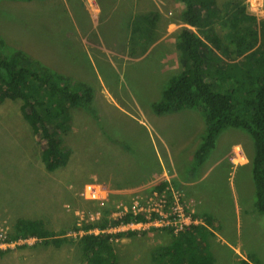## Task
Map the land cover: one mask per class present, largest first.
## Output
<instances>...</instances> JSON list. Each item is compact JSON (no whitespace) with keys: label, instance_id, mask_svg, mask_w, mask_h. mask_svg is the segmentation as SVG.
<instances>
[{"label":"clouds","instance_id":"clouds-1","mask_svg":"<svg viewBox=\"0 0 264 264\" xmlns=\"http://www.w3.org/2000/svg\"><path fill=\"white\" fill-rule=\"evenodd\" d=\"M32 1L35 2L32 10L29 6L27 9L19 11L16 6L19 3ZM143 2H145L141 7L143 12L134 15L128 30V56L137 60L117 62V68L110 69L109 75L105 73L103 81L107 93L98 95L105 97L110 95L113 100L97 103L95 101L96 87L70 80L58 72L57 67L45 63L40 58L45 46L55 44L57 47V39L48 41L42 36V31L48 23L52 22L57 26V0L0 1V39L5 41L9 48L15 49L5 60L15 62L18 67L29 69H34L36 65L41 64L56 75L61 87L81 90L87 95L83 106L71 107L67 117L56 120L57 126L60 127L54 128L55 139L62 152V157L56 167L48 169L43 158V152L47 147L46 139L40 135V130L35 132V128L24 116L21 99L3 97L4 84L0 80V105L5 102L11 103L16 110L19 109L17 113L27 125L25 155L16 157L15 154L23 148L19 143V139L24 136L22 129H14V118L8 116L0 118L1 157L3 159L5 155H8L3 159V162H0V165L5 166V170L1 174L8 173L9 166H16L19 176L16 178L17 180L12 179L14 182L23 183L21 187L14 188L13 194L8 192L6 201L0 208V263L3 262V255L7 252L17 256L21 249L33 248L42 244L41 238L36 236L13 238L16 221L29 218L42 220L48 229L58 234V238H67V242H62L60 245L65 248H69V244H74L71 247L76 246L81 249L79 239L84 235L105 236L112 246L115 256L116 250L130 244L128 243L130 240L135 239L132 241L133 243L135 241L142 242L139 240L142 238L158 235L170 236L171 239L167 240L165 244L146 247L149 250L148 262L150 264H170L164 260L163 248L168 246L175 236L185 231H191L194 234L203 231V228L215 235L212 226H216V221L213 220L211 214L217 203V197L215 190L203 183L218 164L225 165V172L228 176L235 168L250 165L254 181L252 166L256 156L253 159V142L249 135L240 129L228 128L224 130L232 131L236 137H239V141L229 144L232 146V152L224 150V146L220 149L222 152L224 151L226 161L220 160L223 155L220 157L214 155L210 160V166L203 170L209 153L205 158L196 159L195 157L205 129L203 113L198 108H186L197 112V117H189L187 122L182 118L180 111L157 114L153 105L159 100L161 91L158 93L156 87L150 82L145 84L143 73H146V77L153 73L157 74L158 77H161L162 82L166 83L173 75L185 68L181 51L176 48L178 33L184 27L195 32L199 30L200 40L204 43L203 48H200L202 55L208 54L217 58L221 66H225L226 63L240 62L243 57L264 42V0H212V4L209 6L199 4L203 8L200 11L201 16L205 14V10L210 13L204 25L199 29L182 23L180 13L185 8V4L181 0H143ZM220 2L229 10V14L224 18L219 14ZM176 7L179 9L177 10ZM150 8L152 10H148ZM240 12L242 15L254 19L253 28L258 32V41L246 54L237 56L231 36L228 34L227 24L233 27ZM68 15L70 17V14H66V16ZM27 22L33 23L30 31L27 29ZM221 22H224L225 28H227L223 34L213 28V25ZM170 26H175V29L170 31ZM23 27L33 38L40 37L42 39L41 42H35L28 51L21 48ZM228 46V52L224 51ZM6 52L7 49L1 50L0 54H6ZM151 53H154L155 58L152 61L156 63H150L140 68L136 84L133 85L135 80L129 75L128 70L137 69L135 64L147 58ZM233 57L236 59H231ZM118 70L125 72L135 92L144 96L150 92L156 93V99L149 104L151 114L143 112V109H135L131 86L120 85L117 78ZM139 82L141 83L139 84ZM146 85H151V87L146 89L144 87ZM26 113H30L29 108L26 109ZM117 115L138 126V129L130 130L126 135L109 132V136H107L108 133L101 129L102 122L104 120L112 121ZM193 123L198 125V130L194 134L190 133ZM150 130H154V135L150 134ZM18 131H21L20 134ZM224 131L217 136L215 149H219V146L222 145ZM124 147L132 148L134 154H123ZM9 148H12V151H9ZM188 151H191L190 155H187ZM96 153L102 156V162L103 155L108 154L110 155L106 158L108 162L123 161L127 163V167L135 170L139 178L142 175L146 181L134 187L117 188L113 182L101 176V164L100 169L91 173L82 186L74 191L76 199L73 204L63 205V208L73 219L71 224L59 225V220L63 216L69 215L67 213L61 215L57 210L46 212L40 204H34L32 208L28 205L25 208L26 211H34L37 216L25 217L22 215L21 207L27 201V191L42 180L41 178L48 179L51 192H56L57 172L73 175L80 165L81 159L85 158L88 163L90 157ZM173 156L185 157V159L176 164L172 159ZM31 158L36 161L33 166L27 164V162H31ZM143 158H153L154 166L145 167L142 164ZM191 162H196L199 165L197 179L182 174L183 170L193 172L194 168L190 167ZM189 188H197L202 194H211L206 213L200 211L199 206L202 201L191 193ZM17 197L21 198L20 201H16ZM254 206L257 212L264 214L257 209L255 203ZM70 212L72 213L70 214ZM56 216L58 217L57 225H54L53 221ZM205 218L209 219L211 224L207 223ZM63 232L64 234H62ZM69 238H73V241ZM120 245L124 246L115 249V246ZM193 245L204 251L206 255L212 256L204 247L197 243ZM233 253L240 260L246 261L244 256L239 255L238 248H235ZM213 260L212 256L209 264L213 263ZM85 262L88 264L86 260ZM116 262H118L117 257Z\"/></svg>","mask_w":264,"mask_h":264},{"label":"trees","instance_id":"trees-1","mask_svg":"<svg viewBox=\"0 0 264 264\" xmlns=\"http://www.w3.org/2000/svg\"><path fill=\"white\" fill-rule=\"evenodd\" d=\"M181 1L185 4L180 13L182 23L196 29L203 26L210 13L205 10L201 16L203 8L200 5L209 6L212 0ZM253 24L254 19L241 12L233 27L227 24L237 56L246 54L256 45L258 32ZM203 46L199 30L195 32L184 27L179 31L176 48L181 51L185 68L161 87V96L153 108L157 114L177 112L184 108H198L203 113L205 129L195 152L196 159L205 158L215 147L217 136L228 128L240 129L249 135L253 142V159L256 156L252 166L255 204L260 212H264V42L240 62L226 63L225 66H221L217 58L202 55L200 48ZM228 48L224 51L228 52ZM5 49L6 54H0L3 97L22 100L24 116L35 132L40 130V135L47 141L43 158L47 168L53 169L62 157L55 139L54 128L60 127L56 120L67 117L71 107L83 106L87 95L81 90L61 87L56 75L41 64L29 69L6 61L15 49L9 48L0 39V51ZM27 108L30 113H26ZM205 220L211 224L209 219ZM191 233L185 231L172 238L169 245L163 248L164 260L170 264H209L212 256L193 245L195 241L189 238ZM57 235L40 219H19L13 228V238L36 236L41 238L42 243L55 247L67 242V238H58ZM69 239L73 241V238ZM79 245L87 253L85 260L88 264H117L107 237L84 235L79 239Z\"/></svg>","mask_w":264,"mask_h":264},{"label":"rangeland","instance_id":"rangeland-1","mask_svg":"<svg viewBox=\"0 0 264 264\" xmlns=\"http://www.w3.org/2000/svg\"><path fill=\"white\" fill-rule=\"evenodd\" d=\"M223 1V0H222ZM19 11L30 9L35 6V2L19 3L16 5ZM178 10L179 8L176 7ZM219 14L226 17L229 14L228 8L223 3H219ZM28 20V19H27ZM33 27V23L27 22V29L30 31ZM218 32L223 34L227 31L225 23H216L213 25ZM175 26H170L169 30H174ZM42 36L48 41H55L57 39V26L55 24L48 23L45 29L42 31ZM154 53H151L147 58L142 59L135 64L137 69L143 66L156 62L154 60ZM236 59V58H231ZM117 78L121 86H131L132 92H135L134 87L130 84L129 79L126 77L124 71H117ZM145 84L152 83L156 87L157 92L163 88L166 83L162 82L161 77L157 74H150L146 77V73H143ZM18 110L11 105V103H3L0 105V118L4 116L12 117L14 121V129H22L24 136L19 139V143L23 146L22 150L15 154L16 157L25 155V144L27 143V125L23 119L18 115ZM180 114L185 122L189 117H197V112L182 109ZM119 115V114H118ZM116 116L112 121L104 120L101 125L102 131L108 133H116L118 135H126L130 130H137L138 126L133 125L124 117ZM21 131H18L20 134ZM154 135V130L149 131ZM224 138L222 145L219 149L215 147L209 152L208 159L203 165V170L210 166V160L214 155L219 157L223 155L221 161H226L224 151L220 149L224 146V150L232 152V146L229 144L239 141V137L235 136L232 131H224ZM123 154H134V150L130 147H124L122 149ZM191 151L187 152L190 155ZM5 155L3 159L7 158ZM172 159L176 164L181 163L185 157L173 156ZM31 162H27L28 165L33 166L36 164L35 159H30ZM196 161V160H195ZM197 162V161H196ZM196 162H191L190 167L194 170L182 171L183 176L192 177L197 179L199 176V165ZM17 164V163H15ZM102 164V156L97 153L91 156L89 162L86 159H81V163L78 166L76 172L73 175H67L63 172H57V191L51 192L49 186V180L41 178L34 187H31L26 194L27 201L24 202L21 207L22 215L37 216L34 211H26L25 208L29 205L31 208L34 204H40L41 208L48 212V210L58 211V213L68 214L63 208L65 204H73L76 199L74 197V191L79 189L84 181L88 179V176L94 171H98ZM121 166H127L128 164L120 161ZM142 164L145 167H153V158H143ZM238 164V163H235ZM12 170H8L5 175L9 178H18L16 166H9ZM226 167L224 164H218L211 172L208 179L203 184L210 186L215 190L217 197V203L213 208L212 216L216 221V226H212L215 235L208 230L198 231L196 233L188 234L190 239L195 243L205 248V250L213 256V263L211 264H264V214L255 210V185L252 177L251 166H240L235 168L230 175L225 172ZM62 173V174H61ZM17 180V179H16ZM21 198L17 197L16 201H20ZM72 212H70L71 214ZM69 215V214H68ZM72 217L63 216L59 220V225H69L72 223ZM54 225H57V216L53 221ZM170 236L148 237L139 239L140 241L130 240L128 245L115 246L117 249L116 257L117 264H150L149 250L146 247H153L156 245L165 244L167 240H170ZM69 248L64 246L54 247L49 244H38L33 248L21 249L17 256H13L11 252H7L3 255V262L0 264H86L87 258L86 252L77 248L71 247L74 244H69ZM235 248L239 249L240 256H244L246 261H242L233 253ZM153 263V262H152ZM92 264V263H91Z\"/></svg>","mask_w":264,"mask_h":264},{"label":"crops","instance_id":"crops-1","mask_svg":"<svg viewBox=\"0 0 264 264\" xmlns=\"http://www.w3.org/2000/svg\"><path fill=\"white\" fill-rule=\"evenodd\" d=\"M144 3L143 0H57V47L55 44L45 46L40 58L45 63L57 67V71L70 80L96 87L97 103L111 102L113 98L110 95L106 97L98 95L107 93L103 76H106L105 73L109 75L110 69L117 68V62L137 60L128 56V30L134 15L143 12L141 7ZM66 14H70L71 19ZM22 37L21 48L27 51L35 42L42 40L40 37L33 38L25 27L22 30ZM139 71L128 70L129 75L135 80L133 85L136 84ZM144 87L148 89L151 85ZM132 94L135 109H143V112L151 114L149 104L156 99V93L150 92L146 96L137 92ZM197 130L198 125L193 123L190 133L194 134ZM9 151H12V148H9ZM1 156L0 152V162H3ZM109 156L103 155L100 174L113 182L117 188L134 187L146 181L142 175L139 178L136 171L129 167H122L117 161L108 162L106 158ZM3 170L5 166L0 165V208L5 203L8 192L13 194L14 188L23 185L1 174ZM188 190L201 199L199 209L206 213L211 194H202L197 188Z\"/></svg>","mask_w":264,"mask_h":264}]
</instances>
